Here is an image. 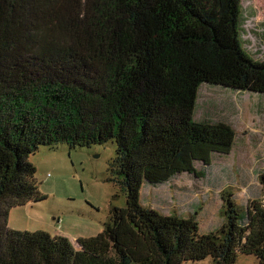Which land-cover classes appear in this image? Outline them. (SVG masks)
I'll return each mask as SVG.
<instances>
[{
    "label": "trees",
    "instance_id": "16d2710c",
    "mask_svg": "<svg viewBox=\"0 0 264 264\" xmlns=\"http://www.w3.org/2000/svg\"><path fill=\"white\" fill-rule=\"evenodd\" d=\"M242 0H0V264H264L261 199L225 192L224 223L163 214L145 189L204 179L234 129L195 119L200 88L264 96V60L243 49ZM112 144L126 207L79 238L12 231L10 211L46 200L30 157L42 146ZM200 164L199 170L196 165ZM200 210V209H198Z\"/></svg>",
    "mask_w": 264,
    "mask_h": 264
},
{
    "label": "rangeland",
    "instance_id": "374dc122",
    "mask_svg": "<svg viewBox=\"0 0 264 264\" xmlns=\"http://www.w3.org/2000/svg\"><path fill=\"white\" fill-rule=\"evenodd\" d=\"M243 49L264 60V0H242ZM195 119L223 122L235 133L230 155L216 159L214 171L204 179L182 175L167 186L143 191V202L163 214L184 217L198 212L200 232H214L224 223L225 192L233 194L244 211L261 199L259 173L264 171V96L200 88ZM112 144L70 150L40 147L30 161L37 170L38 187L46 200L10 211L8 228L66 237L72 246L103 230L112 207L125 208L126 199L114 182ZM200 164L196 165L198 170ZM200 209V210H198ZM186 264H212L210 259ZM236 264H259L240 255Z\"/></svg>",
    "mask_w": 264,
    "mask_h": 264
}]
</instances>
